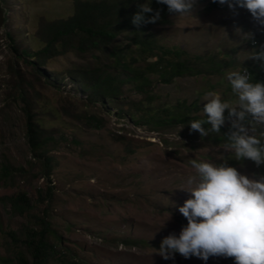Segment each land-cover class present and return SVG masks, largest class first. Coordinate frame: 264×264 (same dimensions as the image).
<instances>
[{"label":"rangeland","instance_id":"1","mask_svg":"<svg viewBox=\"0 0 264 264\" xmlns=\"http://www.w3.org/2000/svg\"><path fill=\"white\" fill-rule=\"evenodd\" d=\"M77 1L0 0V264H19V255L29 256L25 232L42 216L50 223L51 242L59 244L65 259L80 264H234L232 258L205 261L179 253L164 259L158 249L165 237H178L187 225L179 207L191 193L180 188L194 187L187 183L196 175L193 159L227 162L249 177L264 175V164L238 161L226 148L230 122L203 138L190 131V121L205 116L208 92L237 100L227 79L230 71L253 68L254 78L264 71V61L248 58L264 46V25L246 8L195 0L189 14L171 13L168 22L143 29L123 26L108 48L85 54L71 49L37 69L36 53L46 44L40 30L48 21L72 16ZM138 33L155 39L158 47L183 51L167 58L188 60L192 71L169 83L151 73L149 99L129 81L119 98L90 99L79 71L127 78L154 60L141 55L133 41ZM115 46L124 49L129 67L118 66L109 55ZM257 81L264 78L251 82ZM188 106L195 119L187 122L156 127L144 121L151 113L186 112ZM26 110L44 140L37 154L28 142ZM92 115L101 127L82 120ZM256 127L264 143V125ZM20 193L32 204L23 215L13 213L9 201ZM50 264L60 263L52 259Z\"/></svg>","mask_w":264,"mask_h":264},{"label":"clouds","instance_id":"2","mask_svg":"<svg viewBox=\"0 0 264 264\" xmlns=\"http://www.w3.org/2000/svg\"><path fill=\"white\" fill-rule=\"evenodd\" d=\"M157 2L167 5L169 13L184 15L191 13L195 0ZM218 2L228 4L233 10L237 6L246 8L254 20L264 25V0ZM153 11L151 3L140 5L132 23L137 27L156 23L161 18L159 10L150 17L146 15ZM248 58L264 61V46ZM227 79L237 100L223 101L216 92H208L203 107L207 120L190 121V131L199 132L203 138L210 131L219 133L221 126L230 122L231 143L226 148L234 151L236 160L246 158L259 167L264 164V143L256 135V126L264 125V82H251L247 71H230ZM205 124L211 128L206 129ZM191 164L196 175L189 177L187 183L194 187L180 188L191 193L179 207L187 225L178 237L175 233L165 237L158 253L164 259L179 253L185 258L195 255L205 261L209 257H224L232 258L234 264H264V175L249 177L227 162L213 164L193 159Z\"/></svg>","mask_w":264,"mask_h":264},{"label":"trees","instance_id":"3","mask_svg":"<svg viewBox=\"0 0 264 264\" xmlns=\"http://www.w3.org/2000/svg\"><path fill=\"white\" fill-rule=\"evenodd\" d=\"M151 3L153 13L146 14L152 16L156 10L161 13V18L157 22H168L169 13L167 5L158 3L157 0H149ZM144 4L143 0H100V1H82L76 2L75 13L68 17L55 21L46 22L40 30V35L46 43L43 48L37 51V60L33 63L38 65L40 69L48 60L67 53L71 49L85 54L93 53L95 50H104L118 37L122 31V27L132 26L134 28L143 29L153 23L142 24L139 27L132 23V18L135 13L140 10V5ZM3 9L0 6V19H4ZM3 17V18H2ZM11 39L13 37L9 34ZM133 41L140 48L141 55L144 59L154 58L146 68L132 70L133 74L128 75L127 78H120L113 73L95 74L93 72L79 71L80 81L85 90L90 91V99H97L99 97L119 98L122 92V85L129 81L135 83L136 89L144 93L149 99L151 97L150 91L146 89L151 73H159L161 80L165 83L171 82L176 76H181L184 72L192 71L188 60L174 58H167L168 55L176 54L182 56L183 51H173L171 49H163L158 47L155 39L145 37L138 33ZM162 49V52H156V49ZM109 55L114 58L118 66L129 67V64L123 59L124 49L115 46L109 51ZM253 76L251 81L264 78V71L259 72L255 78V70L250 69L249 74ZM140 81H142L140 83ZM194 106V104H193ZM193 106H188L186 112L166 109L163 116L149 114L146 117L147 123H152L156 127H162L166 124L174 122H187L191 119L188 110ZM27 111V135L28 142L33 151L37 154V150L43 144L41 139V132L38 126L34 123L33 116ZM135 118V113H131ZM195 119V118H194ZM200 119L206 121L204 116ZM84 122L92 127H101L102 123L96 116H85L82 118ZM138 123L139 121L136 120ZM49 157L46 156L45 161L48 163ZM11 210L15 214L23 215L31 209V201L26 193H20L9 198ZM52 230L50 223L45 216L39 217L38 225L29 227L25 232L23 243L27 248L29 256L19 255V264H50L52 259L59 261L60 264H80L72 259H65L66 255L59 248V244L53 243L50 240ZM12 236L14 234L12 233Z\"/></svg>","mask_w":264,"mask_h":264},{"label":"built area","instance_id":"4","mask_svg":"<svg viewBox=\"0 0 264 264\" xmlns=\"http://www.w3.org/2000/svg\"><path fill=\"white\" fill-rule=\"evenodd\" d=\"M249 73V72H248Z\"/></svg>","mask_w":264,"mask_h":264}]
</instances>
